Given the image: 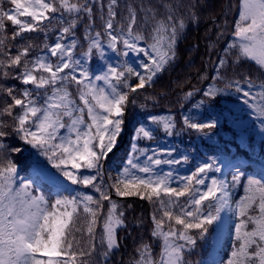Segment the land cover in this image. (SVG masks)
<instances>
[{"label": "snow or ice", "instance_id": "6c2138e0", "mask_svg": "<svg viewBox=\"0 0 264 264\" xmlns=\"http://www.w3.org/2000/svg\"><path fill=\"white\" fill-rule=\"evenodd\" d=\"M200 7L201 0H0V264H111L119 232L145 224L142 216L127 221L133 206L113 197L138 198L151 209L149 239L141 234L127 264H264V177H249L234 201L239 168L229 181L215 156L199 159L162 146L157 135L190 130L211 139L226 112L203 122L183 115L177 131L170 111H146L148 101L159 103L147 90L176 59L177 43L189 23L199 22ZM227 11L237 15L230 27L227 19L217 25L216 40L208 39L216 83L203 95L235 92L264 134V80L236 72L249 63L264 75V0H238ZM226 34L233 39L220 49ZM130 53L137 66L127 60ZM94 58L103 66L92 70ZM129 106L145 120L134 127L127 158L113 176L106 165ZM232 122L243 140L249 125ZM11 137L21 146L7 143ZM23 146L37 157L27 179L13 159ZM61 177L91 192L70 191ZM44 181L56 188L54 198L44 194ZM225 209L234 217L226 259H191L199 242L221 227Z\"/></svg>", "mask_w": 264, "mask_h": 264}, {"label": "trees", "instance_id": "16d2710c", "mask_svg": "<svg viewBox=\"0 0 264 264\" xmlns=\"http://www.w3.org/2000/svg\"><path fill=\"white\" fill-rule=\"evenodd\" d=\"M123 2H127V0H123ZM237 2L238 0H201V7L197 9L199 22L187 25L185 32L177 43L176 59L165 72L159 75L154 86L148 89L146 93L156 96L159 100L158 105L154 107L152 102L148 101L149 107L146 111L152 114H162L170 111L176 119L177 131L183 128V115H190L195 120L203 122L221 111L226 112L229 118L222 119L218 127L212 130L211 139L198 136L190 130L181 132L179 136L172 138H166L160 132L157 135L163 140L162 146L188 151L199 159L215 156L219 165L227 167L224 177L229 181H231L235 169L239 168L242 178L240 185L233 190L234 201L244 194V184L249 177L256 179L264 177V134L260 133L259 121H256L247 108L244 107L235 92L212 98L204 97L203 90L209 84L216 83L211 80L214 68L212 63H210L207 50L208 39L216 40L217 25L223 24L225 19L228 21V26H231L237 14L235 11L228 12L227 8L229 5L234 8ZM78 36L83 41L82 28L78 31ZM231 39L233 37L226 34L224 39L220 41L219 48L222 49L224 43ZM77 51L79 52L80 49ZM106 52L107 58L113 62L118 61V58L110 50H106ZM215 56L216 53H213L211 59H214ZM137 59V55L132 53L127 57V60L133 66H137ZM101 66H103V61L97 58H94L90 64L92 70ZM229 71L231 73V70ZM236 72L237 74L248 73L254 77L258 76L257 82L264 80V75L259 74L255 66L249 63L242 64L236 69ZM201 75L207 76L208 79L201 80ZM10 83H15V81ZM194 87L199 88L201 91L194 92L191 98L185 97L184 93L193 91ZM137 98L139 103L145 102L142 94H138ZM194 105H199V107H194ZM227 110L231 111L228 112ZM144 120V112H141L138 107L129 106L125 131L118 140L113 153L110 154V159L106 165L107 171L111 172L113 176L116 175V172L122 167L127 158L134 127L137 126L138 122ZM234 120H241L249 125L243 140L232 122ZM7 143L13 147L21 146V142L15 137L9 138ZM141 143L143 144L144 142ZM23 147L25 150L22 153L14 154L13 159L18 165L20 177L27 179L32 176V164L37 157L34 155V150L29 146ZM181 170L183 171L184 169ZM60 181L67 185L70 191L75 188L76 190L91 192V189H85L79 185H71L70 182L64 181L62 177ZM42 187L46 196L54 198L56 188L49 185L47 181L42 183ZM113 198L121 200L125 206L127 204L133 206L132 209L126 212L127 221L134 224L135 219L140 216L145 220L143 229L132 226L119 232V236L123 239L119 250L111 257V264H127V261L132 257L141 234L145 239H149L148 229L151 227L149 213L151 209L147 202L138 198ZM233 226L234 217L231 212L227 211L224 228H217L207 242H199L200 246L191 259L208 260L212 256L226 259L231 248ZM129 231L132 232V235L127 234ZM217 239H219L218 244ZM155 251L158 252L159 248L155 247Z\"/></svg>", "mask_w": 264, "mask_h": 264}, {"label": "rangeland", "instance_id": "374dc122", "mask_svg": "<svg viewBox=\"0 0 264 264\" xmlns=\"http://www.w3.org/2000/svg\"><path fill=\"white\" fill-rule=\"evenodd\" d=\"M219 166L223 169L222 175L224 177V174H225V171H226L227 167L226 166H223V165H219ZM218 175H221V174H218ZM227 211L228 210L225 209L221 213L222 221L220 222V224H221V227L220 228H224V226H225V221H226V218H227Z\"/></svg>", "mask_w": 264, "mask_h": 264}]
</instances>
